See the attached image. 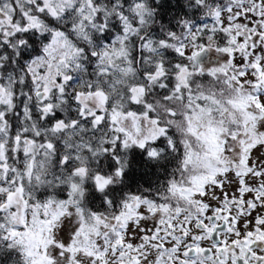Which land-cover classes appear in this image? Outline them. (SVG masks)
Instances as JSON below:
<instances>
[{
	"label": "snow or ice",
	"instance_id": "6c2138e0",
	"mask_svg": "<svg viewBox=\"0 0 264 264\" xmlns=\"http://www.w3.org/2000/svg\"><path fill=\"white\" fill-rule=\"evenodd\" d=\"M0 264H264V0H0Z\"/></svg>",
	"mask_w": 264,
	"mask_h": 264
},
{
	"label": "trees",
	"instance_id": "16d2710c",
	"mask_svg": "<svg viewBox=\"0 0 264 264\" xmlns=\"http://www.w3.org/2000/svg\"><path fill=\"white\" fill-rule=\"evenodd\" d=\"M172 3L175 4V3H176V0H172ZM172 11L175 12V8H173ZM150 178H151V177H145V179H150ZM145 186H147V185H145Z\"/></svg>",
	"mask_w": 264,
	"mask_h": 264
}]
</instances>
